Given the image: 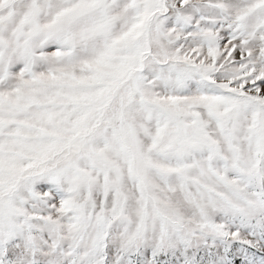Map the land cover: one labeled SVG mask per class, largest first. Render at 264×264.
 Segmentation results:
<instances>
[{"label": "snow or ice", "instance_id": "1", "mask_svg": "<svg viewBox=\"0 0 264 264\" xmlns=\"http://www.w3.org/2000/svg\"><path fill=\"white\" fill-rule=\"evenodd\" d=\"M0 264H264V0H0Z\"/></svg>", "mask_w": 264, "mask_h": 264}]
</instances>
